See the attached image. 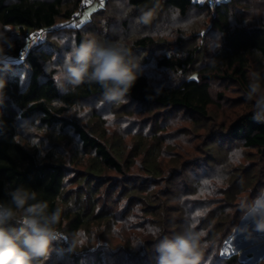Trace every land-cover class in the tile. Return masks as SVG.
<instances>
[{
	"label": "trees",
	"instance_id": "1",
	"mask_svg": "<svg viewBox=\"0 0 264 264\" xmlns=\"http://www.w3.org/2000/svg\"><path fill=\"white\" fill-rule=\"evenodd\" d=\"M104 1L103 6H99L100 9L108 5V0ZM81 2L82 0H0V23L18 30V37L3 47L5 54L14 57L20 55L30 38L28 31L36 33L44 30L48 35L58 29L56 25L60 22L69 25ZM127 6L132 11L144 12L159 7L174 9L182 16L195 8L211 18V27L203 31V37L202 31L198 29L189 39L178 37L180 46L186 45V41L189 44L191 40L195 42L197 39L200 43L196 41L197 45L187 49V52L163 53L157 59L159 68L181 73L182 80L178 83H155L149 76L150 72L140 71L127 97L128 106L136 105L134 109L137 108L138 111L146 106L161 110L186 109L208 118L211 106L220 107L221 100L224 99L223 92L217 91L214 94L215 82L233 80L244 86L247 94L249 77L253 73H260L264 77V0H221L215 6L208 1L198 0H127ZM84 22L79 27H73L79 29L75 37L76 45L83 40L80 29L86 24ZM123 24L129 27L126 19ZM73 28L70 27L71 30ZM211 31L217 33L215 45L208 41L207 33L210 36ZM47 35L41 43L29 47L23 59L9 62L12 65L10 70L0 71V80L3 82L0 86V201H8L7 193L19 186L34 190L38 200L48 202L50 211L57 207L63 209L57 230L66 232L67 235L76 234L82 228H89L92 221L100 222L104 217L110 219L117 214L98 203L99 196L104 194L101 189L110 170L116 173L115 177H125L121 180L108 179L111 181L108 189L114 191L119 188L118 199L120 196L125 198L123 218L129 217V213H133L134 208L141 205L140 210L152 219L148 221L144 218L143 223L135 227L154 232L151 227L154 226L161 230L160 238L171 237L175 231L170 225H178L177 218L172 217L176 206L169 204L174 191L172 185L178 182L182 172L188 170L193 163H181V167L173 166L172 173L164 177L161 155L164 153L165 140L161 132L167 130L168 125H154L150 131H135L137 139L128 149L123 135L109 137L103 119L99 118L102 112L98 111L97 124L92 126L70 117L69 112L82 101L103 98V89L97 84L84 83L75 91L61 92L54 81L57 67L47 68L48 62L59 60L50 48L52 40ZM156 40V33L150 31L137 36L129 46L132 51H144L146 48H154ZM206 47H210L209 52ZM102 101V104L111 105L104 99ZM247 103L250 107L229 121L231 137L239 140L237 145L229 147L245 148L249 153L257 150L258 156L263 157L264 123L253 120V105L250 101ZM128 110V107H124L125 113ZM25 121H37L39 125L52 131L59 129L57 137L50 140L49 149L44 151L24 135L20 127ZM52 131L50 135L53 134ZM69 132L78 138L77 146L70 152L62 146L63 142L67 143L65 139ZM218 145L224 147L221 143ZM216 149L208 141L201 142L197 147L200 154L196 157L200 158L199 161H206L205 168L202 170L199 163L197 167H193L196 180L193 187L182 192L178 203L180 209L193 201L197 188L202 187L203 182V187L208 185L220 195L219 200L227 196L228 203L217 207L221 220L215 223L208 234L217 232L214 230L218 228V224H227V221L222 220L224 209L229 206L230 199L247 191L250 184L249 179L238 183V168L231 163L225 150ZM138 159H141V170L146 174V179L150 178L149 182L129 173ZM220 170L224 173H219ZM218 173L222 175L218 176ZM161 183L165 185L159 186ZM152 188L153 192L157 189L156 193H152ZM117 215L114 217H118ZM145 236L142 238V253L136 254L137 251L134 253L126 249L128 253L119 254L121 261L123 254L130 260H151V256L153 260L157 256L149 249V245H154L157 239L154 235ZM64 250L66 253L67 250ZM83 255L77 250L72 264H94L91 254L88 258L87 255L82 258ZM230 257L229 261L235 264L236 256ZM97 261V264H106L102 253H99Z\"/></svg>",
	"mask_w": 264,
	"mask_h": 264
},
{
	"label": "rangeland",
	"instance_id": "2",
	"mask_svg": "<svg viewBox=\"0 0 264 264\" xmlns=\"http://www.w3.org/2000/svg\"><path fill=\"white\" fill-rule=\"evenodd\" d=\"M92 2L77 18L72 19L73 21L69 25L66 22H60L56 25L58 29L48 34L49 37L47 38L52 40V46L50 48L54 50V56L59 57V60H51L47 63L48 69L56 68L64 62L66 53L71 50L73 45H76L75 37L79 29L77 30L73 27L80 25L81 20H84L86 24L80 29L82 30L83 40L86 36L94 37L104 46H107L110 42L120 41L121 39L128 45H131L137 36L149 33L150 31L155 32L157 35V43L154 48H146L144 51L142 49H134L132 51L133 57L139 63L140 71L150 72L149 76L153 82L178 83L182 80V74L166 68H159L157 66L158 57L163 53L187 52V49L197 45L196 41L200 43V40L197 39L195 42L191 40L189 44L186 41L187 46L183 44L180 46L178 37H186V39H189L197 29L202 31V35L205 29L208 30L211 27V18L206 16V13L195 8L190 10L186 16H182L177 10H167L166 8L159 7L156 10L150 11L152 14L151 23L138 25L136 21L144 11L129 10L126 15H122L116 7V0H108V5L101 9L99 8L101 0H94ZM127 7L130 9L129 6ZM85 13H88L86 20L84 19ZM125 19L129 23V27L123 24ZM192 20L195 22L189 25L188 22ZM28 33L30 38L24 47L26 51H28L29 47H33L35 43H41L47 35V31L44 30L36 33L28 31ZM216 35L217 33L215 31H211L210 36L207 33L208 41H212V45H215ZM204 36L206 37V34ZM17 37L18 30L16 28L7 27L0 23V46L6 47L10 41H14ZM33 38H35V43ZM206 48L209 52L210 47ZM26 51H23V53H26ZM15 59L18 58L11 54H5L4 57H0V63H9ZM23 69H25L24 65ZM25 71L27 73V69ZM213 86L214 94L216 95L217 91L223 92L224 99L221 100L222 105L220 107L217 105L211 106L208 118H203L186 109L170 108L161 110L158 107L151 109L149 106H141V111H138L137 108L134 109L136 105L128 106L129 104L127 103L120 105L113 103L111 105L109 103L102 104L103 98L100 97L82 101L80 105L69 112V116L80 120L88 126H92L97 124L98 118L96 115L98 111L102 112L99 118L101 120L103 119V125L107 129L109 137L115 134L123 135L125 146L128 149L137 139L135 131L139 129H142V131H150L151 129L153 130L154 125H168L167 130L164 129L161 132L165 140L163 146L164 153L161 155L162 167L165 172L164 177H168L172 173L171 167L173 166L181 167V163H193L192 166H189L188 170L182 172L178 182L172 185L175 192L173 191L171 193L172 199L169 204L176 206L175 213L172 217L177 218L178 225H170V228L177 233L183 231L189 225H194L196 231H203L205 233L203 239L207 247L204 251L201 264H234L229 261L231 255L236 256L234 260L236 262L235 264H261L264 263V234H255L254 238L248 239L246 234L239 230L238 226H243L244 222L241 221V213L237 209L241 200L245 198L250 200L261 189H264V155L263 157H261L262 155L258 156L257 150L249 153L245 148L241 149L237 147L236 149L229 147L237 145L239 141L231 137L228 127L229 121L236 114L238 115L250 107L247 106L248 100L246 99L244 86L242 87L233 80L215 82ZM124 107H128L130 110L125 113ZM142 120L143 123L141 124ZM20 129L32 143L38 144L44 151L50 148V142L57 137L56 133L59 130L57 128V130L52 131L46 127H42L37 121H25V123H22ZM50 131L53 133L51 134L52 136L50 135ZM65 140L67 143L63 142V148H67L69 152L73 151L74 147L78 144V138L74 133L69 132ZM68 140L70 141L68 142ZM206 141L210 142L211 146H214L215 149L218 146L216 151L221 149L227 152L231 163L238 168L236 173L238 172L239 174L237 177L240 180L238 182L239 184L245 182L246 179H249L250 183L247 191H243L235 198L230 199L231 202H229L230 204L227 209H224L225 214L222 219L223 221H227V224L225 226L218 224V228L214 230L217 232L212 234H208V232L213 229L212 227L215 226L216 222L221 220L217 207L228 203L227 196H224L225 198L223 200H219L220 195L216 194L208 185L203 187V183H205L203 182L202 187L199 186L197 188L195 197L192 198L193 201L178 209L182 192L187 188L193 187V183L196 180V175L192 170L193 167H197L199 163L202 170L205 168L206 161H199L200 158L196 157V155L200 154L197 147L201 145V142L204 143ZM220 143L224 147H219L218 144ZM238 152L239 155L237 156ZM129 173L133 177L139 176L141 179L149 182L150 178L146 179V174L141 170V159L137 160ZM219 173L224 172L220 170ZM221 175L219 174L218 176ZM115 176V172L110 170L107 172L105 185L101 189L104 194L100 192L102 195L99 196L98 203L104 205L106 210L117 213L118 215H116L118 217H114L116 215H113V218L110 217L109 219V217H104L100 222L92 221L89 228H82L76 234L67 235L66 232L57 230L60 238L53 243L51 255L45 264H72L77 250L84 254L81 256L82 258L85 255L88 258L91 254V261L94 264L98 262L97 258L99 253H102L106 264H157L156 255L153 260L152 256L150 257L151 260H148L149 258L146 260H130L126 254H123L122 261L120 259V253H128V251H125L126 249L134 253L137 251L136 254H141L143 251L142 238L146 237L145 235L153 236L154 234L151 233H156L157 229L151 226L154 232H148L142 228L140 229V227H138L139 229L135 227L138 224L141 225L144 218L148 221L152 219L151 216H148L140 210L141 205L134 208V214L129 213V217L123 218L125 216L123 212L125 198L123 199L120 196L118 199L119 188L114 191L108 189V183L111 182L108 179L117 178L121 180L125 177ZM247 176L249 178H246ZM163 185L165 184L161 183L159 186ZM153 188L152 193H156L157 189L155 188L153 192ZM195 199L199 200L195 201ZM197 212L202 213V215L196 216L195 214ZM207 213H209V217L206 216ZM118 219L120 220L118 221ZM202 223H204L203 226ZM130 236L133 238H130ZM206 237L209 238L207 239ZM149 246V249L154 253V245L151 244ZM64 249L67 250L66 253ZM88 250L90 251L87 252Z\"/></svg>",
	"mask_w": 264,
	"mask_h": 264
},
{
	"label": "clouds",
	"instance_id": "3",
	"mask_svg": "<svg viewBox=\"0 0 264 264\" xmlns=\"http://www.w3.org/2000/svg\"><path fill=\"white\" fill-rule=\"evenodd\" d=\"M122 15L130 9L127 0H116ZM151 12H144L136 21L138 25L151 23ZM195 21H189V25ZM5 51L0 46V57ZM12 67L0 64V71ZM140 75V65L133 57L131 47L123 40L102 45L94 37L86 36L66 53L64 62L56 68L54 81L63 93L75 91L84 83L97 84L103 89V99L117 105L128 103V95ZM0 80V86H2ZM246 99L253 104L254 121L264 123V77L253 73L249 77ZM239 155V152L237 153ZM8 201H0V264H45L52 246L60 238L57 225L63 209H49L47 201L38 200L37 193L24 186L7 193ZM243 226H238L248 239L264 234V189L254 198L239 202ZM154 237L157 264H201L207 244L205 233L196 231L194 225L171 237Z\"/></svg>",
	"mask_w": 264,
	"mask_h": 264
},
{
	"label": "built area",
	"instance_id": "4",
	"mask_svg": "<svg viewBox=\"0 0 264 264\" xmlns=\"http://www.w3.org/2000/svg\"><path fill=\"white\" fill-rule=\"evenodd\" d=\"M91 2H92V0H82V2L80 3L77 11L74 13L72 19L77 18V16H79L80 13H82L87 7H89L91 5ZM93 2H94V0H93ZM208 2H209L210 5L215 6L216 4H218L220 2V0H209ZM23 51H26V49L23 48L21 50L20 55L17 56L18 59H23L25 57L26 53H23Z\"/></svg>",
	"mask_w": 264,
	"mask_h": 264
},
{
	"label": "snow or ice",
	"instance_id": "5",
	"mask_svg": "<svg viewBox=\"0 0 264 264\" xmlns=\"http://www.w3.org/2000/svg\"><path fill=\"white\" fill-rule=\"evenodd\" d=\"M100 6L102 7L103 6V0H101V3H100ZM88 18V13H85L84 14V19L86 20ZM84 22V20H81V24ZM76 27H79L80 25H75ZM34 39V43L36 42L35 41V38H33ZM237 156H238V154H237ZM196 216H200V215H202V213H200V212H197L196 214H195Z\"/></svg>",
	"mask_w": 264,
	"mask_h": 264
},
{
	"label": "crops",
	"instance_id": "6",
	"mask_svg": "<svg viewBox=\"0 0 264 264\" xmlns=\"http://www.w3.org/2000/svg\"><path fill=\"white\" fill-rule=\"evenodd\" d=\"M203 1H207V0H200L199 2H203Z\"/></svg>",
	"mask_w": 264,
	"mask_h": 264
}]
</instances>
